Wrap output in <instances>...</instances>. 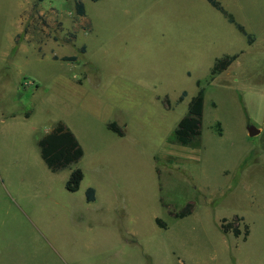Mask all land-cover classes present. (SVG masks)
<instances>
[{"label": "rangeland", "instance_id": "rangeland-1", "mask_svg": "<svg viewBox=\"0 0 264 264\" xmlns=\"http://www.w3.org/2000/svg\"><path fill=\"white\" fill-rule=\"evenodd\" d=\"M76 1L0 0V264H264V0H218L252 43L208 0ZM59 123L84 154L52 171Z\"/></svg>", "mask_w": 264, "mask_h": 264}, {"label": "trees", "instance_id": "trees-1", "mask_svg": "<svg viewBox=\"0 0 264 264\" xmlns=\"http://www.w3.org/2000/svg\"><path fill=\"white\" fill-rule=\"evenodd\" d=\"M97 1V0H94ZM216 9L225 13L230 21L234 23L242 32L249 38V43H252V36L245 31V28L239 24L232 14H229L218 0H208ZM76 12L79 16L84 17L85 5L81 0L76 1ZM239 57V54L226 55L218 59L212 68V74L216 75L230 67L232 62ZM204 112V88L200 89L189 104L188 113L178 123L174 131V139L181 145H191L199 140L201 135V125ZM112 128L119 134H124V130L116 124H112ZM41 156L46 165L52 171H57L77 163L83 156L84 150L75 134L63 123H59L52 131L39 140ZM84 177L81 168L77 167L73 170L71 177L67 183V188L71 191L78 189L80 182ZM87 199L92 201L95 199V190L90 187L87 190ZM191 208H185L179 213L183 216L190 212ZM242 219V218H237ZM238 224L227 222L225 229L232 230L236 235L241 233ZM248 230L246 231V235Z\"/></svg>", "mask_w": 264, "mask_h": 264}, {"label": "crops", "instance_id": "crops-1", "mask_svg": "<svg viewBox=\"0 0 264 264\" xmlns=\"http://www.w3.org/2000/svg\"><path fill=\"white\" fill-rule=\"evenodd\" d=\"M260 131L256 135L257 137V157L250 166H264V128L260 126L258 128ZM249 172V169H248Z\"/></svg>", "mask_w": 264, "mask_h": 264}, {"label": "water", "instance_id": "water-1", "mask_svg": "<svg viewBox=\"0 0 264 264\" xmlns=\"http://www.w3.org/2000/svg\"><path fill=\"white\" fill-rule=\"evenodd\" d=\"M259 131L260 130L253 125L248 127V133L250 136H256L259 133Z\"/></svg>", "mask_w": 264, "mask_h": 264}]
</instances>
